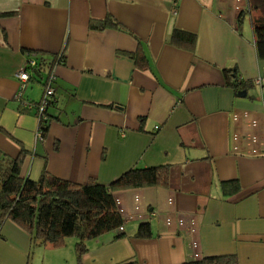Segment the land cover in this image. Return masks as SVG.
<instances>
[{
    "label": "crops",
    "instance_id": "0c3cea01",
    "mask_svg": "<svg viewBox=\"0 0 264 264\" xmlns=\"http://www.w3.org/2000/svg\"><path fill=\"white\" fill-rule=\"evenodd\" d=\"M247 6L0 0V152L23 157L21 176L37 181L46 169L75 184L110 185L133 168L169 170L167 187L114 193L124 230L90 240L81 264H185L212 256L264 264V97L254 83L264 60L250 17L238 26ZM108 17L120 28L90 27ZM174 30L195 34V49L173 44ZM138 50L145 69L129 56ZM34 59L45 62V75L21 91L17 74ZM50 70L55 95L48 133L39 139L37 111L25 104L41 101ZM232 71L248 87L230 85ZM147 222L152 237H136ZM77 242L32 246L30 234L8 220L0 228V264H79Z\"/></svg>",
    "mask_w": 264,
    "mask_h": 264
},
{
    "label": "trees",
    "instance_id": "16d2710c",
    "mask_svg": "<svg viewBox=\"0 0 264 264\" xmlns=\"http://www.w3.org/2000/svg\"><path fill=\"white\" fill-rule=\"evenodd\" d=\"M248 6L238 18L241 29L249 16L256 40L258 57L264 60V0H247ZM120 28L111 17L105 21L90 23L94 30L107 27ZM173 44L195 49L197 36L174 30ZM136 65L145 69L147 60L140 50L129 55ZM63 57V56H62ZM42 66H47L42 60ZM38 72L43 77L41 69ZM230 83L237 91L247 84L236 79L232 72H226ZM38 80L32 77L31 80ZM49 120L41 125L42 136L46 137ZM23 157L12 159L0 152V228L10 220L24 228L31 236L32 246L63 247L68 238L75 237L78 262L81 264L87 253V243L101 235L118 231L124 224L123 216L116 204L114 193L148 187H167L169 170L167 167L133 168L110 185L90 180L84 185L56 178L44 169L37 181L21 176ZM226 185V184H225ZM122 233V232H121ZM121 234L119 238H122ZM138 238L152 237L150 223H142L136 234ZM124 264H137L135 261ZM185 264H238L236 256H212Z\"/></svg>",
    "mask_w": 264,
    "mask_h": 264
},
{
    "label": "built area",
    "instance_id": "2783aa9c",
    "mask_svg": "<svg viewBox=\"0 0 264 264\" xmlns=\"http://www.w3.org/2000/svg\"><path fill=\"white\" fill-rule=\"evenodd\" d=\"M176 5L174 8V14H176ZM36 55H34L35 57ZM63 53L58 55V58L56 60V64H60L62 63V59H63ZM36 59V57H35ZM31 60L29 61L26 66L24 68H22L18 74L17 77L20 80L21 83V91H23L26 88V84L28 82H30L32 77H37L38 72L41 69V71H43V66H42V61H37V60ZM55 64V65H56ZM45 71V69H44ZM45 73V72H44ZM43 73V74H44ZM56 81V74L55 72L52 70H50V72L47 75V78L44 82V94L43 97L41 99V101L37 104H31V103H26L25 105L27 106V108H33L37 111V115H38V119H39V123H40V128L38 131V138L39 139H43L42 136V130H41V125L43 124V122H47L49 119L47 117V113H48V108L51 104V102L53 101L54 95H55V89H54V83ZM255 85L257 87L260 88L261 93L264 97V73L259 76L258 78L255 79L254 81ZM18 99H21V93L18 95ZM124 228L123 226L119 228L120 232H123Z\"/></svg>",
    "mask_w": 264,
    "mask_h": 264
},
{
    "label": "water",
    "instance_id": "95a60500",
    "mask_svg": "<svg viewBox=\"0 0 264 264\" xmlns=\"http://www.w3.org/2000/svg\"><path fill=\"white\" fill-rule=\"evenodd\" d=\"M247 93L245 91H242L238 94L239 97H245Z\"/></svg>",
    "mask_w": 264,
    "mask_h": 264
},
{
    "label": "rangeland",
    "instance_id": "374dc122",
    "mask_svg": "<svg viewBox=\"0 0 264 264\" xmlns=\"http://www.w3.org/2000/svg\"><path fill=\"white\" fill-rule=\"evenodd\" d=\"M45 75V74H44Z\"/></svg>",
    "mask_w": 264,
    "mask_h": 264
}]
</instances>
